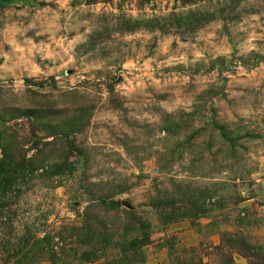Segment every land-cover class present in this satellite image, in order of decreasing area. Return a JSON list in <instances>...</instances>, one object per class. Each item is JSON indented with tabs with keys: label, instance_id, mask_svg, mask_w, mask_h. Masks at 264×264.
<instances>
[{
	"label": "rangeland",
	"instance_id": "rangeland-1",
	"mask_svg": "<svg viewBox=\"0 0 264 264\" xmlns=\"http://www.w3.org/2000/svg\"><path fill=\"white\" fill-rule=\"evenodd\" d=\"M0 264H264V0H0Z\"/></svg>",
	"mask_w": 264,
	"mask_h": 264
}]
</instances>
